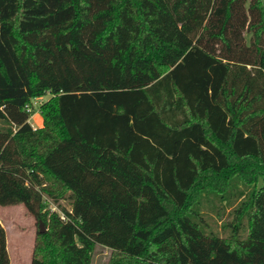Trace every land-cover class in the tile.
Wrapping results in <instances>:
<instances>
[{"label":"trees","instance_id":"16d2710c","mask_svg":"<svg viewBox=\"0 0 264 264\" xmlns=\"http://www.w3.org/2000/svg\"><path fill=\"white\" fill-rule=\"evenodd\" d=\"M99 2L80 41L81 0H0V207L47 227L31 264H264V0Z\"/></svg>","mask_w":264,"mask_h":264},{"label":"rangeland","instance_id":"374dc122","mask_svg":"<svg viewBox=\"0 0 264 264\" xmlns=\"http://www.w3.org/2000/svg\"><path fill=\"white\" fill-rule=\"evenodd\" d=\"M81 6L83 9V19L78 32V37L80 41H91L95 33L102 25L104 10L101 9L99 0H81ZM125 34V29L120 32L121 39L124 38ZM147 67L148 66L142 69V73H139L138 69L135 70V72L131 75L132 80L133 78H135V80H145V75L147 74L148 69ZM135 74H137L136 77ZM119 78L127 77L124 74H119ZM49 98L50 95H47L41 98V100L34 102L33 111L35 115H37V113L40 114V105L43 102L48 101ZM34 121L35 120H33L32 123H34ZM262 187H264V179H262L257 185V189ZM47 203L48 209L51 211H59V206L57 204H54L49 199H47ZM61 205L66 209L71 210L72 206L68 200L61 201ZM225 207V211L221 212L222 217H219L217 214V212H220L221 206L219 204L217 206V202L215 200L210 198V201H208L204 207V213L209 215L207 219L210 223V227L219 232H222L223 222L228 220L230 217L231 208L227 205ZM0 220L3 222L8 232L13 264H31L37 233L40 231L41 224H38L36 219L26 210L24 206L0 207ZM43 227L47 231L45 224H43ZM111 255L112 251L110 249L97 245L93 255L92 264H108L110 262Z\"/></svg>","mask_w":264,"mask_h":264},{"label":"crops","instance_id":"0c3cea01","mask_svg":"<svg viewBox=\"0 0 264 264\" xmlns=\"http://www.w3.org/2000/svg\"><path fill=\"white\" fill-rule=\"evenodd\" d=\"M34 121V124L36 125L37 128H40L43 126V119L42 117L40 116V114L37 113V115H34V118H33ZM15 206H22V205H15ZM7 207H11V206H7ZM0 223L2 224V226L5 228L6 230V233H7V248H8V252H9V256H10V260H11V264H13V257L11 255V249H10V241H9V237H8V232H7V229L6 227L4 226L3 222L0 220Z\"/></svg>","mask_w":264,"mask_h":264},{"label":"built area","instance_id":"2783aa9c","mask_svg":"<svg viewBox=\"0 0 264 264\" xmlns=\"http://www.w3.org/2000/svg\"><path fill=\"white\" fill-rule=\"evenodd\" d=\"M39 100H41V99H37V100H35L34 102H37V101H39ZM35 104H36V103H35ZM28 112L32 113V116H31L30 122H31L32 127H33L34 129H36L37 127L34 125V123H32V122H33V116L35 115L34 112H33V110H32V108L29 107V108H28Z\"/></svg>","mask_w":264,"mask_h":264},{"label":"water","instance_id":"95a60500","mask_svg":"<svg viewBox=\"0 0 264 264\" xmlns=\"http://www.w3.org/2000/svg\"><path fill=\"white\" fill-rule=\"evenodd\" d=\"M46 230L44 229V227H43V224L41 223V225H40V232L41 233H44Z\"/></svg>","mask_w":264,"mask_h":264}]
</instances>
